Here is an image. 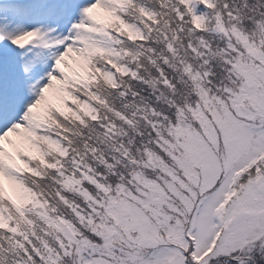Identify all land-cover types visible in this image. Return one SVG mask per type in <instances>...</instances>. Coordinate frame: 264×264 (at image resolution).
I'll use <instances>...</instances> for the list:
<instances>
[{"label":"snow or ice","instance_id":"1","mask_svg":"<svg viewBox=\"0 0 264 264\" xmlns=\"http://www.w3.org/2000/svg\"><path fill=\"white\" fill-rule=\"evenodd\" d=\"M0 264H264V0H0Z\"/></svg>","mask_w":264,"mask_h":264}]
</instances>
